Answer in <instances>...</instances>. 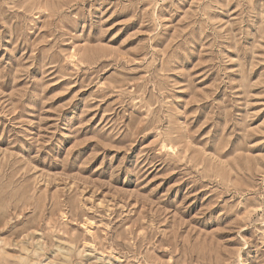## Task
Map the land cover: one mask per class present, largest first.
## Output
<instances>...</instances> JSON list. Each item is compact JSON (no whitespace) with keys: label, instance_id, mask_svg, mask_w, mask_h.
I'll return each mask as SVG.
<instances>
[{"label":"rangeland","instance_id":"374dc122","mask_svg":"<svg viewBox=\"0 0 264 264\" xmlns=\"http://www.w3.org/2000/svg\"><path fill=\"white\" fill-rule=\"evenodd\" d=\"M0 264H264V0H0Z\"/></svg>","mask_w":264,"mask_h":264}]
</instances>
